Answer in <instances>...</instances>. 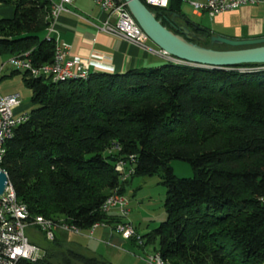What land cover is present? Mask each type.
I'll return each instance as SVG.
<instances>
[{
	"label": "trees",
	"instance_id": "obj_1",
	"mask_svg": "<svg viewBox=\"0 0 264 264\" xmlns=\"http://www.w3.org/2000/svg\"><path fill=\"white\" fill-rule=\"evenodd\" d=\"M0 3L14 6L0 17V56L18 54L39 68L53 62L46 26L54 1ZM181 3L145 4L179 33ZM197 33L203 38L192 40L209 46L211 29ZM17 73L31 107L4 141L0 168L31 217L80 230L119 222L122 215L103 210L107 198L122 195L130 176L162 168L166 217L145 235L158 239L167 264H264V62L167 60L59 80L13 68L2 78ZM172 159L189 162L193 175H175ZM119 161L132 169L125 179ZM46 241L41 257L19 264H113L84 253L65 230Z\"/></svg>",
	"mask_w": 264,
	"mask_h": 264
},
{
	"label": "built area",
	"instance_id": "obj_2",
	"mask_svg": "<svg viewBox=\"0 0 264 264\" xmlns=\"http://www.w3.org/2000/svg\"><path fill=\"white\" fill-rule=\"evenodd\" d=\"M53 1L56 4V16L54 19H50L49 24L46 26L47 34H54L57 17L62 11L68 10L67 5L74 0ZM142 1L160 7H165L168 4V0ZM262 1L264 0H182V2L191 5L198 15L204 13L214 15L237 8L241 4H254ZM94 2L105 12V17L99 23L90 21L96 29L128 40L138 46L146 45L145 41L148 37L128 10L124 0H94ZM58 52L60 53L59 65H52L51 61L46 62V69L54 70V74L57 71L82 70L85 72L89 69L88 60L80 57H68L69 44L65 41H59ZM158 53L166 59H179L163 49H160ZM7 66L20 70H27V68L38 70V66L32 65L25 57L18 54L10 55L4 62L0 63V79ZM20 102L21 98L17 92L0 94V139H7L12 136L13 131H8V124L18 120L14 109ZM2 155L0 154V160ZM119 166L123 179L132 173V169L124 168L123 161H119ZM112 207H117L120 215L126 214L125 202L121 194L117 192L114 194L113 204L109 210ZM104 224L105 222H102L101 225ZM28 227H37L47 240H52L58 230L45 223L25 217L18 204L13 202L12 191H8L6 187L0 195V264H19L20 260L25 259L34 261L43 255V248L31 242L26 235L25 230ZM115 228L123 238H130L134 232L132 224L126 220L116 222ZM62 230H65L68 234L80 233L79 231H70L69 227ZM85 235L91 236V234ZM149 260L152 264H160L157 261V252Z\"/></svg>",
	"mask_w": 264,
	"mask_h": 264
},
{
	"label": "crops",
	"instance_id": "obj_3",
	"mask_svg": "<svg viewBox=\"0 0 264 264\" xmlns=\"http://www.w3.org/2000/svg\"><path fill=\"white\" fill-rule=\"evenodd\" d=\"M67 8L68 10L62 11L56 19L54 35L59 41L69 44L68 57L88 60L89 70L86 74L90 71H125L134 67L162 64L163 59H166L158 53L160 49L152 41L148 42V39L145 41V46H138L128 40L96 29L90 21L99 23L105 17V12L94 0H74L67 5ZM13 13V4L0 3V17H9ZM208 16L214 17L220 29L232 37L264 36V1L241 4L237 8L214 15L208 14ZM6 68L4 74L10 73L13 69ZM73 72L76 75L84 73L82 70ZM12 92L19 93L21 98L20 104L14 109L17 117L28 115L31 107V92L24 91L17 81L15 84L0 88V94ZM103 234L108 235L105 231Z\"/></svg>",
	"mask_w": 264,
	"mask_h": 264
},
{
	"label": "rangeland",
	"instance_id": "obj_4",
	"mask_svg": "<svg viewBox=\"0 0 264 264\" xmlns=\"http://www.w3.org/2000/svg\"><path fill=\"white\" fill-rule=\"evenodd\" d=\"M181 9L186 17L210 28L213 33L230 36L227 32L220 29L214 17H209L205 13L203 15L196 14L193 7L186 2L181 3ZM149 41L151 40L148 38ZM208 45L218 49H227L230 46L226 43L211 44L210 40ZM4 57L0 56V62ZM166 61V59H163V63ZM16 81L22 85L24 91L31 92L23 83L20 73L14 74L12 77L2 78L0 80V88L15 84ZM169 164L177 176L193 175L192 166L185 160L172 159ZM163 173L164 170L161 168L151 175L135 174L130 176L127 182L124 183L122 196L125 202L126 214L122 216V220L129 221L132 224L134 232L130 237L133 238H123L115 228L116 222H105L104 225H99L91 236L85 235L90 234L89 229L82 230L79 234H69V237L85 248L83 250L84 253L101 255L113 264H152L149 258L157 252L158 239L154 242H149L145 234L166 217L164 209L166 187L162 182ZM109 213L119 214V210L117 207H112ZM58 223L63 224L64 222L58 221ZM58 229L62 230L64 228L59 227ZM104 231L108 235L105 236L103 234ZM25 232L31 242L42 248L46 245L47 239L37 227H28Z\"/></svg>",
	"mask_w": 264,
	"mask_h": 264
},
{
	"label": "water",
	"instance_id": "obj_5",
	"mask_svg": "<svg viewBox=\"0 0 264 264\" xmlns=\"http://www.w3.org/2000/svg\"><path fill=\"white\" fill-rule=\"evenodd\" d=\"M147 37L165 52L186 61L189 64L207 67H230L240 63L264 62V36L238 38L221 34H211L210 43H226L232 48L218 49L201 45L192 37L203 38L195 29H202L198 22H193V29L182 25V34L174 32L161 23L155 12L150 10L142 0H124ZM185 23L189 19L184 20ZM242 46V47H239ZM8 183L6 171L0 168V195Z\"/></svg>",
	"mask_w": 264,
	"mask_h": 264
},
{
	"label": "bare ground",
	"instance_id": "obj_6",
	"mask_svg": "<svg viewBox=\"0 0 264 264\" xmlns=\"http://www.w3.org/2000/svg\"><path fill=\"white\" fill-rule=\"evenodd\" d=\"M56 16V4L54 2V5H53V19L55 18ZM48 36H53L54 37V41L56 43V52H55V56H54V60L52 62V65H59L60 64V53L58 52L59 50V40L58 38L54 35V34H47ZM169 61H173V62H178V63H187L186 61L184 60H180V59H167ZM27 70H30V72H32L33 75H41V74H45V75H50L54 80L55 79H60V78H68V77H83L85 78L88 74H86L88 72L85 71L84 73H81L79 75H76L73 71H57L55 74H54V70L52 69H46V65L42 66L39 68L38 66V70L35 71L34 68H27ZM63 80V79H62ZM66 80V79H65ZM28 118V115H23L21 117H18L17 121L14 122V123H9L8 124V131H13L14 128L22 121H25L26 119ZM14 133V132H13ZM6 139H0V154H3L4 151H5V147H4V141ZM7 189L8 191H12V197H13V202L14 203H17L18 206L21 208L23 214L25 217H29L31 219H33L34 221H37V222H42V223H45L46 225H50L51 228L53 229H58L59 227H63V228H68L69 227V230L70 231H79L81 232L82 230L78 229L77 227L73 226V225H69V224H61V225H58V224H53L50 220L44 218V217H41V216H38V217H31V214L27 208V206L22 203L17 195H16V192L14 190V188L9 184V181L7 183ZM115 194V193H114ZM114 194L109 196L106 200V202L104 203L103 205V210L106 211V212H109V208L110 206H112L113 204V197H114ZM101 225V224H100ZM99 224H96L94 225L90 230H89V233L92 234L95 230V228L97 227L98 228ZM157 261L160 263V264H167L163 259L162 257L158 254L157 255Z\"/></svg>",
	"mask_w": 264,
	"mask_h": 264
},
{
	"label": "flooded vegetation",
	"instance_id": "obj_7",
	"mask_svg": "<svg viewBox=\"0 0 264 264\" xmlns=\"http://www.w3.org/2000/svg\"><path fill=\"white\" fill-rule=\"evenodd\" d=\"M185 19H189V22L188 23H185ZM177 22H178V26H179V33H181L182 34V28H181V26L182 25H186L189 29H193V27H192V23L193 22H195L194 20H192L191 18H188V17H181L180 19H178L177 20ZM199 25H201L200 23H199ZM201 26H203V25H201ZM195 31L196 32H198V31H200V29H195Z\"/></svg>",
	"mask_w": 264,
	"mask_h": 264
}]
</instances>
